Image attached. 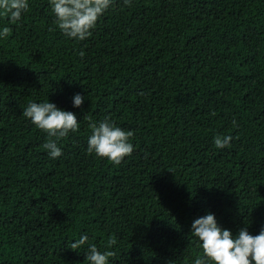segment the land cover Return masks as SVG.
<instances>
[{
  "label": "trees",
  "instance_id": "obj_1",
  "mask_svg": "<svg viewBox=\"0 0 264 264\" xmlns=\"http://www.w3.org/2000/svg\"><path fill=\"white\" fill-rule=\"evenodd\" d=\"M27 2L14 23L0 12V264H88L86 245L69 249L81 232L100 251L114 240L112 264H191L190 223L209 211L256 234L264 0H112L80 41L56 28L48 0ZM46 98L78 119L56 158L22 115ZM105 116L132 133L116 164L85 151Z\"/></svg>",
  "mask_w": 264,
  "mask_h": 264
},
{
  "label": "clouds",
  "instance_id": "obj_2",
  "mask_svg": "<svg viewBox=\"0 0 264 264\" xmlns=\"http://www.w3.org/2000/svg\"><path fill=\"white\" fill-rule=\"evenodd\" d=\"M128 0H124L127 3ZM54 15V23L63 34L76 41L84 40L91 35L99 16L112 4V0H48ZM27 0H0V12L6 15L8 23H14L27 10ZM9 31L8 27H0V36ZM83 55L81 51L78 53ZM73 107H78L84 100L81 92H74L70 98ZM22 115L36 128L46 132L42 147L47 156L56 158L61 155V147L57 140L64 137L70 130L76 131L78 119L70 110L57 107L47 98L44 100H29L22 108ZM233 123H235L233 121ZM89 133L86 136L85 151L97 157L107 158L116 164L133 151L129 137L130 130L115 124L105 116L103 119L89 123ZM54 137V138H53ZM231 137L227 134L213 137L217 148L226 146ZM189 232L195 237L201 254L191 260V264H264V225L256 234H251L246 227L232 233L228 228L218 225L212 212L192 219ZM85 232L79 238L69 241V249L86 245L83 257L88 264H112L109 250L114 240L109 239L108 246L100 251L95 243H90Z\"/></svg>",
  "mask_w": 264,
  "mask_h": 264
}]
</instances>
